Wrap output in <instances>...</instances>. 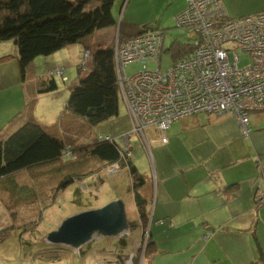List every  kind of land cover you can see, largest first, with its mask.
Listing matches in <instances>:
<instances>
[{
  "label": "crops",
  "instance_id": "1",
  "mask_svg": "<svg viewBox=\"0 0 264 264\" xmlns=\"http://www.w3.org/2000/svg\"><path fill=\"white\" fill-rule=\"evenodd\" d=\"M220 3L229 18L264 12V0ZM185 6V0H127L117 25L154 28L168 18L175 20ZM118 30L96 31L91 44L113 43ZM83 51L82 45L75 44L50 57L37 58L27 73L30 80L22 82L16 47L10 41L0 42V57L11 56L0 64V94L9 89L20 91L22 104L12 113L0 110V139L30 119L57 131L54 125L58 120H38L35 113L27 111V104L36 100L42 116H60L58 86L53 92L38 94L39 82L47 79L52 68L69 69L82 58ZM9 109L13 107L9 105ZM129 121L130 135V116ZM163 135L166 143L161 142L158 132L148 130L147 146H141L149 166L137 168L133 163L144 178L139 192L147 201V230L153 242L146 264H264V197H260L264 194V110L249 115L247 136L241 135L232 116L217 118L204 113L174 121ZM134 209L136 212L135 205ZM209 232L213 235L202 241Z\"/></svg>",
  "mask_w": 264,
  "mask_h": 264
},
{
  "label": "trees",
  "instance_id": "2",
  "mask_svg": "<svg viewBox=\"0 0 264 264\" xmlns=\"http://www.w3.org/2000/svg\"><path fill=\"white\" fill-rule=\"evenodd\" d=\"M117 1L119 0H0V42L13 41L17 49V67L22 82L26 80L27 73L37 58L50 57L75 44L82 45L84 51H88L85 59L84 51L82 53L81 59L84 63L80 66L83 70H78V83L70 88L64 111L54 125L58 132H53V129H47L30 119L10 135L0 139V180L62 159L74 162L71 163L74 167L69 169L70 173L67 174L66 179L64 178L65 181H69L70 178L79 181L82 177L99 172L106 166L119 164L121 169L127 170L131 181V193L137 210V223L128 224L129 229L133 231L148 225L149 214L146 208L147 201L139 192L144 185V178L137 173L133 165L132 149L131 157H128L122 145L119 146L113 140L110 142L94 137L88 144L73 145L67 142L68 134L63 137L66 134L64 128H69L63 126L65 116L83 125V129L85 126L88 128L97 126L118 115L122 97L115 69L114 44H91L94 33L119 27L117 36L119 43L147 31L158 30L162 35L164 34V30L149 26L126 28L123 23L117 25L112 13ZM186 31V43L175 40L170 46L169 51L174 61L190 56L195 49L193 39L188 36L189 30ZM10 58L11 56L0 57V64ZM55 69L63 71L61 68H52ZM49 71L46 73L47 79L39 82L38 94L50 93L57 89L56 76L48 75ZM62 76L67 80L64 71ZM33 104L34 100H30L27 104V111L30 114L33 111L31 110ZM80 149L85 155L76 158L75 152ZM76 169L81 172L74 173ZM11 192L13 195H20V200L27 201L34 197L32 190L25 193V197H22L19 189H13ZM143 237L144 235H141V243ZM147 238L144 248L147 249L149 257L153 247L149 231ZM120 246L122 249H127L129 241L120 240Z\"/></svg>",
  "mask_w": 264,
  "mask_h": 264
},
{
  "label": "rangeland",
  "instance_id": "3",
  "mask_svg": "<svg viewBox=\"0 0 264 264\" xmlns=\"http://www.w3.org/2000/svg\"><path fill=\"white\" fill-rule=\"evenodd\" d=\"M122 4L123 1L119 0L112 8V13L117 15L115 16L117 21ZM135 11L139 12L140 9L135 8ZM154 28L164 30L162 48V51H164L159 61H161L160 69L166 70L174 63L169 51L170 46L175 40L186 43L187 31L185 28H178L174 18H168L160 25H155ZM117 36H115L113 44L116 42ZM10 42L13 44V41ZM237 53L240 57V65L250 63L245 54L239 49H237ZM143 65L149 71L156 68L155 63L152 61L147 60L145 64L136 61L127 65L125 73L131 76L141 71ZM9 66H12L14 70V63ZM80 66H82V59L76 60L70 65L69 69L64 71V76L67 78L65 83H62L60 78L55 77V82L59 88L56 100H59L60 111H64L70 88L78 83V70L82 69ZM83 74L81 73V75ZM27 79L30 80L28 75ZM32 84L29 83L28 86ZM28 90L31 91L32 87H29ZM16 100L19 103H15ZM36 104L35 100L31 110L34 111H32L33 114L37 115L38 120L42 117L59 119V116H42L40 107L36 108ZM9 105L13 109H9ZM21 105L20 91L9 89L0 94V110L4 113H12V111L21 109ZM19 115L21 114L16 116ZM63 126L69 127L64 128L66 134L63 137L68 134L67 142L69 141L73 145L88 144L94 137H107L121 146L122 137L128 135L129 142L132 144L134 165L137 168L140 165L143 168L149 166L141 141L134 134L129 135L131 124L122 98L116 117L97 126L91 128L85 126L82 129L83 125L65 116ZM72 129H75V131ZM6 130L7 128L3 132ZM86 149L89 148L86 147ZM83 152L81 149L75 152L76 158L82 156ZM71 163L74 162L62 159L56 163L34 167L0 180V264H146L148 252L144 245L148 239L147 226L133 231L128 227L120 234L110 237L94 233L88 243L77 249L62 245H51L47 242L46 237L57 230L67 217L98 209L117 199L124 203L127 223H137V211L135 212L134 209L131 182L126 169L119 168L120 171L115 170L112 173L110 170L109 173L107 170L109 168H106L108 167L106 166L99 172H95L88 177H82L79 181L74 180V178L65 181L64 178L66 179L67 174L70 173L69 169L74 167V164ZM73 172L78 174L81 171L76 169ZM13 189H19L22 192V197H25V193L32 190L34 197L27 201L20 200V195H13L11 192ZM141 235H144L142 243ZM120 240L129 241L127 249L121 248Z\"/></svg>",
  "mask_w": 264,
  "mask_h": 264
},
{
  "label": "built area",
  "instance_id": "4",
  "mask_svg": "<svg viewBox=\"0 0 264 264\" xmlns=\"http://www.w3.org/2000/svg\"><path fill=\"white\" fill-rule=\"evenodd\" d=\"M186 2L175 22L178 28L189 30L195 49L190 56L174 61L170 68L160 69L164 39L158 30L114 43L117 81L131 118L132 134L145 146L148 130L158 132L161 142L166 143L163 132L171 123L199 113L217 118L230 115L241 135L247 136L249 115L264 110V12L229 18L220 0ZM237 49L245 54L249 64L240 65ZM87 55L88 51H84L83 58ZM147 60L155 63V70L149 71L143 65L141 71L125 74L128 64H145ZM62 72L50 70L48 75L65 82ZM122 148L131 157L128 136L122 137ZM107 168L111 173L120 171L119 164ZM260 197L263 199L264 194ZM212 235L209 232L201 240Z\"/></svg>",
  "mask_w": 264,
  "mask_h": 264
},
{
  "label": "water",
  "instance_id": "5",
  "mask_svg": "<svg viewBox=\"0 0 264 264\" xmlns=\"http://www.w3.org/2000/svg\"><path fill=\"white\" fill-rule=\"evenodd\" d=\"M128 229L124 203L117 199L104 206L67 217L46 240L51 245L74 249L88 243L94 233L116 236Z\"/></svg>",
  "mask_w": 264,
  "mask_h": 264
},
{
  "label": "clouds",
  "instance_id": "6",
  "mask_svg": "<svg viewBox=\"0 0 264 264\" xmlns=\"http://www.w3.org/2000/svg\"><path fill=\"white\" fill-rule=\"evenodd\" d=\"M59 78V77H58ZM61 79V78H60ZM122 170H124V169H122Z\"/></svg>",
  "mask_w": 264,
  "mask_h": 264
}]
</instances>
